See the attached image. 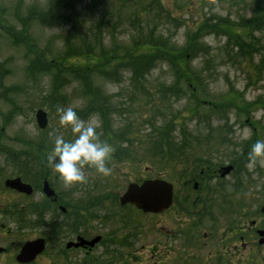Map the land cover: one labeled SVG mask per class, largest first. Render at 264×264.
Listing matches in <instances>:
<instances>
[{
	"label": "rangeland",
	"instance_id": "rangeland-1",
	"mask_svg": "<svg viewBox=\"0 0 264 264\" xmlns=\"http://www.w3.org/2000/svg\"><path fill=\"white\" fill-rule=\"evenodd\" d=\"M224 23L247 27L234 28L244 37L224 35ZM200 29V38L189 44ZM25 32L26 44L20 40ZM235 39L245 50L239 57ZM70 49L82 52L67 55ZM172 49L186 53L179 69L199 77L196 91L182 83L180 90L173 89L178 66L163 55ZM110 52L118 58L108 67ZM98 67L111 69V77ZM133 67L144 78L135 80ZM69 106L82 119L95 116L98 131L115 151L110 175L86 168V182L65 187L47 165L46 155L56 135L72 138L57 113V107ZM38 110L48 116L43 130L37 126ZM163 123L169 130L170 152L176 148L168 159L151 150L152 124ZM183 137L192 141L189 147L182 145ZM258 138L264 139V0H0V243L6 239L18 246L36 235L48 236L50 244L60 242L49 213H57V208L42 193L44 180L70 206L100 201L89 212L103 224L92 222L88 227H105L104 233L124 230L125 235L126 228L134 227L135 233L123 239L124 259L136 247L132 244L150 243L153 228L164 227L166 221L164 213L149 216L136 205H119L132 183L171 179L179 184L177 193L184 195L186 180L180 173L201 160L199 170L204 167L207 186L200 194H214L216 210H238L245 197L247 209H260L264 167L258 164L253 171L245 167ZM39 149L42 154L36 155ZM227 166L234 172L225 179L214 174ZM15 178L33 186L34 194L26 197L7 189L4 182ZM186 191L196 194L191 188ZM36 215L43 216V226H36ZM120 215L125 225L115 221ZM68 241L70 237L64 236L62 242Z\"/></svg>",
	"mask_w": 264,
	"mask_h": 264
},
{
	"label": "flooded vegetation",
	"instance_id": "flooded-vegetation-1",
	"mask_svg": "<svg viewBox=\"0 0 264 264\" xmlns=\"http://www.w3.org/2000/svg\"><path fill=\"white\" fill-rule=\"evenodd\" d=\"M168 158L172 157L168 155ZM181 159L180 163L183 164V158ZM184 163L187 164V160L184 159ZM202 163L198 160L193 166V163L189 164L190 171L181 166L184 169L180 173L182 181L186 180L182 183L184 195L177 193L179 184L168 179L173 187V195L170 206L162 212L166 215L165 226L153 228L154 237H150V243H141V246L139 242L132 244L136 247L126 254V259L123 254V239L135 233L132 231L134 227L132 230L126 228V235L124 230L104 233L105 227L99 229L103 224L101 218L90 215L96 214L95 212H89L99 207L100 201L91 199L70 206L62 197L57 196L51 201V205L57 208L60 216L53 211L49 213L52 215L50 224L54 226L53 233L60 242L50 244V238L42 235L28 238V241H33V238L42 241L41 249L35 258L20 261L18 255L24 244L15 246L3 239L0 243V264H125V260L128 264H264V205L256 210L247 209L245 197L238 210H216L215 195L208 197L200 194L206 191L207 186L204 167L199 170V164ZM171 165L170 163V167ZM222 168L224 167L214 172L217 177L221 178ZM233 172L234 169L231 173ZM186 188H191L196 194L187 195ZM127 206L134 207H121ZM143 214L157 216L161 213ZM231 215L232 220H229ZM105 221L107 220L104 218ZM115 221L118 225L127 223L121 215ZM34 222L37 227L43 226V216H36ZM92 222L99 223L100 226L88 227ZM131 223L138 225L137 222ZM1 229L4 231L5 227L2 226ZM64 236H69L70 241L63 243ZM134 240L139 241V237ZM251 251L256 254L252 255Z\"/></svg>",
	"mask_w": 264,
	"mask_h": 264
},
{
	"label": "clouds",
	"instance_id": "clouds-1",
	"mask_svg": "<svg viewBox=\"0 0 264 264\" xmlns=\"http://www.w3.org/2000/svg\"><path fill=\"white\" fill-rule=\"evenodd\" d=\"M57 113L59 124L71 129L72 138L56 135L46 161L64 186L86 182V168H94L102 176L110 175L113 170L110 161L115 149L107 140L101 139L100 121L95 116L82 119L71 106L57 107ZM247 157L245 167L249 171L258 164L264 167V139L258 138L251 144Z\"/></svg>",
	"mask_w": 264,
	"mask_h": 264
},
{
	"label": "water",
	"instance_id": "water-1",
	"mask_svg": "<svg viewBox=\"0 0 264 264\" xmlns=\"http://www.w3.org/2000/svg\"><path fill=\"white\" fill-rule=\"evenodd\" d=\"M36 121L38 127L43 130L48 125V118L46 112L39 110L36 114ZM232 167H227L221 174L222 177L230 173ZM6 187L15 190L19 193L31 195L32 187L24 184L21 179H12L5 182ZM43 192L48 198L55 195L54 191L45 182ZM172 201V186L163 180H147L141 185L130 184L128 190L121 198V205L128 203L134 204L138 209L144 212L159 213L166 210ZM264 211V208H263ZM42 241L28 243L19 255V260L33 259L35 253L40 251Z\"/></svg>",
	"mask_w": 264,
	"mask_h": 264
},
{
	"label": "trees",
	"instance_id": "trees-1",
	"mask_svg": "<svg viewBox=\"0 0 264 264\" xmlns=\"http://www.w3.org/2000/svg\"><path fill=\"white\" fill-rule=\"evenodd\" d=\"M34 19L35 18H33V17H30L29 18V20H34ZM35 20L39 21L41 24H47L48 23V21H45V20H40V19H35ZM227 23H229V22H227ZM249 24L251 25V23H249ZM224 26L226 27V29H225V33L226 34H224V35L228 36L230 39L233 38L232 36L238 37V35L241 36V37H244L242 34H236L237 33V30H235V29L243 30V29H246L247 28V27L239 28L242 25H234V24H226V23H224ZM257 26L258 25H256L255 28ZM212 29H213V25H212ZM199 32H202V29L198 30V33ZM26 33L27 32L22 33L21 36L23 38L20 39V40H23L24 39L23 41H24L25 44L27 43L25 40L26 39H29L28 34H26ZM199 35H200V33L198 35L196 33L193 34L190 37L191 39L189 40L188 43L191 44V43L197 42V40L200 38ZM230 35H232V36H230ZM247 35H248V32H247ZM241 37L239 38L240 40L242 39ZM18 44H22V42H18ZM236 45L240 49V53L238 52L236 54V57H239L241 55H244L245 54V50H244L243 43L241 41H239V40H236ZM151 48L152 47L150 46L149 48L145 49L144 51L147 52ZM233 50H234V48L232 49V51ZM73 52L74 53H81L82 51L81 50H78L77 51L76 49H74L73 51H71V49H70L67 52V55H70ZM165 52H166V54H163V55H165L166 58H168L169 60H171L172 62H174L178 66V69H177V80H175V85H174L173 89H175V88H177L178 90L181 89V86H178V83L179 84L182 83V85H186L187 88H188V90H191V91H196L198 88H200V86L198 85L199 77H197V78L196 77H192L190 70L184 71L182 69H179V66L181 67V66H183L185 64L186 53L182 55L183 50H175V49L165 50ZM109 55H111V57H110L111 59L106 61V63L108 64V67H110L111 62L116 61L117 58H118V55L115 52H110ZM98 69L101 70V73L105 74L109 78L111 77V74H112V70L111 69H107V70H103V71H102V67H98ZM73 70H75V69H73ZM75 71L78 72V70H75ZM131 71H132V74H133V77H134L135 80H140L141 78H144L143 77L144 75L142 74L141 71H139L138 75L135 74L136 72H134L135 71L134 67L131 69ZM56 76L58 77L59 76V73H56ZM135 76H137V77H135ZM81 77H82L81 78L82 81H84L86 79L85 76H81ZM193 96L196 97L197 96V92L194 93ZM200 102H198V104L196 106H199L200 105ZM199 107L198 108H195V109H191L192 110L191 112H196L197 110H199ZM166 124L167 123H163L162 126H157V127H155V125L152 124L154 126L153 135L155 136V142H154V145H153V147H152L151 150L154 151V152L157 151L158 157H160L162 159H166L168 155H171V152L173 153V151L176 150V148H174V150L171 149V152H170V148H169L168 145H170V141L171 140H169L170 135H169V130H168ZM163 126H165V127H163ZM182 139H183L182 140V142H183L182 145L183 146L184 145H188L189 143L192 142L191 140L187 139V137H185V138L183 137ZM128 140H130V139H128ZM130 142L132 143L133 141L131 140ZM122 143H123V145L128 146L127 144H125L124 141H122ZM188 147H189V145H188ZM38 153L42 154V152H41L40 149L35 154L36 155H40ZM175 154L176 155H179V154L181 155L182 153L181 152H176Z\"/></svg>",
	"mask_w": 264,
	"mask_h": 264
}]
</instances>
